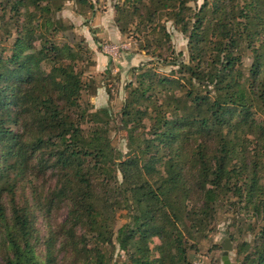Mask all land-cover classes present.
<instances>
[{
    "label": "trees",
    "instance_id": "trees-1",
    "mask_svg": "<svg viewBox=\"0 0 264 264\" xmlns=\"http://www.w3.org/2000/svg\"><path fill=\"white\" fill-rule=\"evenodd\" d=\"M14 1L16 11L25 8L30 18L11 52L0 55V241L6 264H40L35 211L17 196L19 182L49 170L58 178L51 206L66 202L70 211L45 241L43 264H58L59 252L67 255L71 244L82 252L71 264H110L116 242L126 264H191L192 233L180 225L199 231L224 195L242 197L244 191L261 222L252 251L243 245L242 264H264V185L258 175L264 121L256 117L264 113V0H204L196 11L188 4L199 0H125L117 13L153 3L156 9L144 19L149 22L171 9L190 54L188 63L176 59L173 76L156 67L138 69L121 111L126 155L112 145L100 114L84 109L74 115L87 86L76 70L79 50L58 41L69 28L53 16L52 1ZM164 30L150 29L167 40ZM245 50L253 56L247 75L239 69ZM84 123L91 125L85 129ZM121 211L127 222L115 230ZM62 263L69 264L67 256Z\"/></svg>",
    "mask_w": 264,
    "mask_h": 264
},
{
    "label": "rangeland",
    "instance_id": "rangeland-1",
    "mask_svg": "<svg viewBox=\"0 0 264 264\" xmlns=\"http://www.w3.org/2000/svg\"><path fill=\"white\" fill-rule=\"evenodd\" d=\"M53 3V16L61 19L63 25L69 30L58 37L61 43H68L74 46L78 53V65L76 70L80 72L82 81L87 88L81 101V107L75 109V117L81 111L89 110L90 113H98L106 124L107 137L115 149L122 151L125 155L129 153L127 132L124 131L121 123V111L130 91V84L135 81V75L139 68L153 69L162 75L173 76L178 62H189L190 54L188 38L182 33L181 26L174 22L167 12L160 11L152 22L144 20L147 15L156 9L155 5L147 2L145 5H138L137 9L123 10L125 0H51ZM174 1V0H172ZM204 0L190 2L188 6L198 10ZM15 1L8 2L0 0V55H8L16 39L23 35V28L28 24L30 16L25 8L20 7L22 13L16 11ZM60 7L59 9H57ZM141 15L143 19L139 17ZM119 19V22H117ZM145 21L144 23L142 21ZM151 27L157 30L167 31L169 38L163 35L164 32L150 31ZM123 29V30H122ZM122 30V32H121ZM98 54V55H97ZM99 54L102 56L99 59ZM253 61L251 50H245L242 63L239 67L246 75L249 73ZM48 69L50 67H47ZM257 119L264 121V113H258ZM89 120V117L87 118ZM146 119V124L149 125ZM91 123H84L85 129ZM25 135V127L21 128ZM140 131V130H138ZM264 143V140L261 142ZM233 162L227 164L232 167ZM259 184L264 185V153L260 152ZM21 204L27 201L33 207L35 214L32 220L35 223L36 242L35 250L40 264L46 262L45 241L50 237L51 231H57L64 226L70 211V205L66 202L54 203L51 206L53 193L57 190L58 178L52 170L44 176H29L23 182H19ZM9 199L5 197V203L10 210ZM248 193L244 191L242 197L235 192L223 196L217 204L216 209L211 211L212 219L203 221V227L197 231L190 228V224L184 222L180 225L182 231L187 235L192 233L189 242L194 248L189 252L191 264H224L223 243L225 239H231L233 250L230 252V260L234 264H242L246 255L244 243H248L250 251L260 229V218L255 207L248 206ZM264 200V198H263ZM37 205H40L37 207ZM127 222L126 212L121 211L117 216L115 230H118ZM258 224L254 230L253 225ZM80 227L78 231H80ZM79 234H82L80 231ZM81 237V236H79ZM1 240V239H0ZM83 241L90 243L85 236ZM73 242H78L74 238ZM116 242V240H115ZM110 264H126L127 255L119 249ZM160 245L159 239H154V246ZM60 242L56 248L60 249ZM65 252H59L58 264H63L64 256L71 264L72 260L82 257V252L75 250L72 244ZM8 255L3 243L0 241V264H6ZM78 264H84V260Z\"/></svg>",
    "mask_w": 264,
    "mask_h": 264
},
{
    "label": "water",
    "instance_id": "water-1",
    "mask_svg": "<svg viewBox=\"0 0 264 264\" xmlns=\"http://www.w3.org/2000/svg\"><path fill=\"white\" fill-rule=\"evenodd\" d=\"M223 262L224 264H234L230 260V252L233 250V243L231 239H225L223 245Z\"/></svg>",
    "mask_w": 264,
    "mask_h": 264
},
{
    "label": "crops",
    "instance_id": "crops-1",
    "mask_svg": "<svg viewBox=\"0 0 264 264\" xmlns=\"http://www.w3.org/2000/svg\"><path fill=\"white\" fill-rule=\"evenodd\" d=\"M98 55V54H97ZM102 58V56H100V54H99V59H101Z\"/></svg>",
    "mask_w": 264,
    "mask_h": 264
},
{
    "label": "built area",
    "instance_id": "built-area-1",
    "mask_svg": "<svg viewBox=\"0 0 264 264\" xmlns=\"http://www.w3.org/2000/svg\"><path fill=\"white\" fill-rule=\"evenodd\" d=\"M195 264H199V263H195Z\"/></svg>",
    "mask_w": 264,
    "mask_h": 264
}]
</instances>
